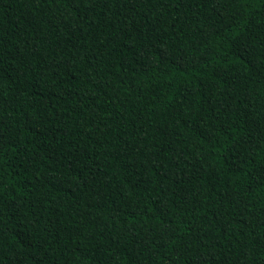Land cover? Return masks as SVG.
Wrapping results in <instances>:
<instances>
[{"label": "trees", "instance_id": "16d2710c", "mask_svg": "<svg viewBox=\"0 0 264 264\" xmlns=\"http://www.w3.org/2000/svg\"><path fill=\"white\" fill-rule=\"evenodd\" d=\"M0 264H264V0H0Z\"/></svg>", "mask_w": 264, "mask_h": 264}]
</instances>
